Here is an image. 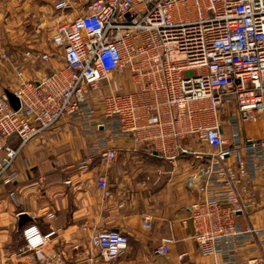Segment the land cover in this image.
Listing matches in <instances>:
<instances>
[{
	"label": "built area",
	"instance_id": "obj_1",
	"mask_svg": "<svg viewBox=\"0 0 264 264\" xmlns=\"http://www.w3.org/2000/svg\"><path fill=\"white\" fill-rule=\"evenodd\" d=\"M49 2L73 16L51 34L64 63L38 85L25 79L20 64L12 66L20 108L0 95V184L17 182L26 145L63 120L88 137L102 132L77 164L80 173L94 159L115 162L116 139L170 163L192 155L201 163L187 182L200 194L189 218L197 254L211 264H264V0ZM23 57L49 62L52 56L28 51ZM101 89L99 113L93 94ZM249 125L262 126L260 139L248 134ZM97 185L108 199L107 180ZM258 212L263 225L240 221ZM143 225L151 228L148 217ZM53 235L36 225L23 230L26 248L39 260ZM172 244L162 239L155 255H169ZM91 246L114 262L129 238L102 230Z\"/></svg>",
	"mask_w": 264,
	"mask_h": 264
},
{
	"label": "crops",
	"instance_id": "obj_2",
	"mask_svg": "<svg viewBox=\"0 0 264 264\" xmlns=\"http://www.w3.org/2000/svg\"><path fill=\"white\" fill-rule=\"evenodd\" d=\"M93 100L101 113L102 89ZM261 128L249 125L248 134L260 139ZM99 137L102 132L88 137L82 128L63 120L26 145L16 162L17 182L0 184V264H211L213 259L196 252L189 219L200 194L187 182L198 174L201 163L192 155L170 163L116 139L111 146L117 152L115 162L103 165L94 159L89 172L80 173L77 164L88 157V146ZM103 177L111 191L108 199L97 185ZM23 214L32 219L23 230L36 225L43 234L54 232L42 249L44 260L26 248L23 230L18 229ZM143 216L150 219L151 228L144 227ZM240 221L263 225L261 212ZM102 230L129 238L127 251L114 262L103 261L91 246L92 235ZM162 239L173 240L171 251L156 256Z\"/></svg>",
	"mask_w": 264,
	"mask_h": 264
},
{
	"label": "rangeland",
	"instance_id": "obj_3",
	"mask_svg": "<svg viewBox=\"0 0 264 264\" xmlns=\"http://www.w3.org/2000/svg\"><path fill=\"white\" fill-rule=\"evenodd\" d=\"M50 5L49 0H0V87L6 85L11 91L19 86L12 67L15 64L22 66L28 81L62 67L63 56L52 45L51 34L71 16L57 13ZM28 51L52 57L49 62L25 59Z\"/></svg>",
	"mask_w": 264,
	"mask_h": 264
},
{
	"label": "water",
	"instance_id": "obj_4",
	"mask_svg": "<svg viewBox=\"0 0 264 264\" xmlns=\"http://www.w3.org/2000/svg\"><path fill=\"white\" fill-rule=\"evenodd\" d=\"M36 84L38 85L39 82L36 81ZM4 94L6 95L10 105L12 106V108L15 110V111H18L19 108H20V102L18 100V98L14 95V93L10 90H4ZM32 222V219L26 215V214H23L19 217V223H18V229L21 231L23 230V228L28 224V223H31Z\"/></svg>",
	"mask_w": 264,
	"mask_h": 264
}]
</instances>
